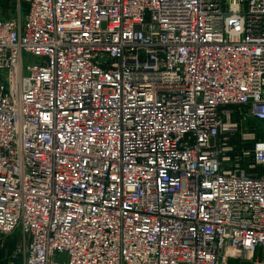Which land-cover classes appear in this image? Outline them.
I'll return each instance as SVG.
<instances>
[{"label": "built area", "instance_id": "1", "mask_svg": "<svg viewBox=\"0 0 264 264\" xmlns=\"http://www.w3.org/2000/svg\"><path fill=\"white\" fill-rule=\"evenodd\" d=\"M23 264H264V0H17L0 18V246Z\"/></svg>", "mask_w": 264, "mask_h": 264}, {"label": "crops", "instance_id": "2", "mask_svg": "<svg viewBox=\"0 0 264 264\" xmlns=\"http://www.w3.org/2000/svg\"><path fill=\"white\" fill-rule=\"evenodd\" d=\"M17 0H0V18L7 19L14 15ZM22 236L19 233L5 238L0 246V264H23L21 260H14L17 249L21 246Z\"/></svg>", "mask_w": 264, "mask_h": 264}, {"label": "rangeland", "instance_id": "3", "mask_svg": "<svg viewBox=\"0 0 264 264\" xmlns=\"http://www.w3.org/2000/svg\"><path fill=\"white\" fill-rule=\"evenodd\" d=\"M232 264H250V263L247 262V261H239V260H236V261H232Z\"/></svg>", "mask_w": 264, "mask_h": 264}]
</instances>
